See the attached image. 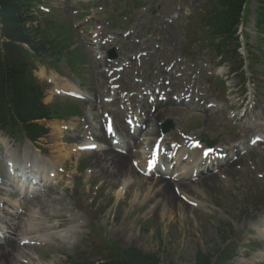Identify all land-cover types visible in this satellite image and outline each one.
<instances>
[{"label":"rangeland","instance_id":"obj_1","mask_svg":"<svg viewBox=\"0 0 264 264\" xmlns=\"http://www.w3.org/2000/svg\"><path fill=\"white\" fill-rule=\"evenodd\" d=\"M66 1V8H64L66 11L64 12L58 6L57 9L52 8V4H56L58 0H40L37 2L39 4L36 6V10L40 13H36V19L40 28L46 26L47 28L50 27L52 29L50 32L51 38L58 37L59 40L61 38V40L65 42L68 41L67 39L70 37L69 44L71 43L75 46L76 44H79L80 46L81 39L79 34L90 37L92 34L96 33L98 26H101V28L104 27L105 30L103 31H107L108 25H110L109 19L113 18L114 21L117 22L120 20L119 22H121V28H123L124 31L129 32L133 36V39H135L133 42L134 44L129 45L128 47L137 45L142 48V44H146L147 40L151 39L150 42L154 47L162 48L161 44H157L154 39L159 42L164 40L163 38L167 39L168 36H173L179 40L178 32L182 31L181 29L183 25L187 24L189 16L192 15L194 10L199 8L203 0H141L139 4L144 11L137 9L135 14L132 15L133 18H129L134 19L133 22L131 21L128 24H124L126 21L121 19L119 12H117V10L121 8L129 10L128 2H121L118 4L116 0ZM73 3L77 4L75 8L79 11H75L73 9ZM129 3L132 4L133 1L130 0ZM180 3L184 4L186 9H181L179 11V19L169 25L168 29L163 31L162 36L154 30L156 29L154 23L152 21L147 22L146 17L143 16L147 10L151 14L160 13L161 16L166 17L175 11V8L177 9V6H179ZM251 7L252 4L249 8ZM41 8L50 10L51 12H48L47 14L45 12L43 13ZM131 14L132 12L130 15ZM93 15L97 16L93 17ZM252 16L253 11L249 13V19ZM67 33L69 34L68 36H66ZM245 39L246 43L245 40L242 43L245 46V50H243V52L245 51L246 54L247 52H251V50L247 49V46L253 48V50H257L256 43L253 42V39L264 43V38L256 39L253 34L245 33ZM168 42L169 44H172L170 39H168ZM81 54L82 50L79 49L74 55ZM135 54L136 53L134 51L128 53V55L131 56ZM254 55L255 57H253V59L254 63H256L255 59L256 57L259 58V56L255 53ZM75 63L78 62L75 61ZM258 65L261 68L260 70H263V66L260 63H258ZM59 66L63 67L62 61H60ZM212 76L215 77V74L212 73ZM262 76H264V73L258 72L255 80H263ZM83 79L86 81L85 74L83 75ZM206 82V80L203 81L200 79L201 86L206 85ZM259 85L264 89V85L260 83ZM53 97L54 96H50L48 94L46 98L49 99V102H53ZM55 102H63V105L66 104L63 99L55 100ZM77 106L78 108L79 106L82 108V118L86 116L84 108L87 106L91 112L90 118H92L94 114L95 119L93 120L97 123L100 121V114H97V117L93 106L86 104H78ZM186 119L187 117L185 120ZM1 138L4 139V137ZM48 138L52 141L51 132L49 133ZM2 141L4 142V140ZM5 141L15 143L14 141H9L8 139ZM46 154L48 155V153ZM91 156V154L84 155L80 160L86 161L85 164L88 165V163H90ZM246 164L248 163L246 162ZM90 176L91 174L87 173L84 177L90 178ZM254 176L256 177V175ZM240 178L241 180L239 184H236L234 187H239L244 184L245 186L247 184L250 187L254 186L246 181L244 177ZM99 179L100 178H98V180ZM91 181L92 182H89V185L84 190L83 197L85 199L83 197L82 198L85 203L90 204V206L96 210L87 212L84 217L87 220H94V223L97 224L96 227L98 228V231H100L98 233L102 234L105 238L111 239L123 248L135 246L144 252L156 253L160 258V264H166L168 262L174 264H192V260L197 250L213 249L219 245L220 238L217 233V227L222 224H226L227 221H231L234 240H239L238 255L234 260V264H247L249 261V259H245V248L242 249L241 247L245 244V239L248 238L247 231H249V222L241 216L244 209V199L240 196L244 193V189L238 190L232 194H230V189L232 187L228 186L221 194L213 191L208 194L210 199H208L207 203L205 202L204 208H189L179 214L176 208L170 210L159 209L155 214L150 215V221H145L147 224H141L137 221L139 218L135 220L131 218L136 214V212H141L140 206H138L137 211L129 213L131 207L129 206V198L126 195H123L122 199H119L117 204L116 196H114V189L110 190L105 185L102 187L98 184L91 185L94 183L92 178ZM258 184L264 185V181L260 180L258 181ZM56 193L61 194V189H57ZM73 194V197L76 198V193L74 192ZM67 195H69L67 198L72 197L71 190ZM214 196H218L217 206L210 205L216 203L217 201V198ZM243 196H246V194H243ZM123 198L127 202L124 206ZM211 198L215 199V201H212ZM196 209L198 211H195ZM95 212L99 213L95 214ZM161 215H163V218H161ZM73 228L74 230L79 228V231H76L77 234H74L72 239L66 238L62 242L57 241V243L49 249L41 250L40 256L52 264H65L60 254H57L56 251H60L61 253H65L67 255L78 254L83 249V251H86V247L89 246L90 240L95 235L93 233H86V231H82L85 230L86 225H79V227H75V225H73ZM78 241L79 243L82 241L80 245H78Z\"/></svg>","mask_w":264,"mask_h":264},{"label":"bare ground","instance_id":"obj_2","mask_svg":"<svg viewBox=\"0 0 264 264\" xmlns=\"http://www.w3.org/2000/svg\"><path fill=\"white\" fill-rule=\"evenodd\" d=\"M95 46H97V43H95ZM148 58H142L141 60L146 62L147 64V68L145 70H143L141 73H139L140 75H142L144 77V79H146L149 75L150 72L155 71L156 75L158 77H160L162 80H168L169 81V86L171 87H175V88H170L168 90H165V88H163V86L160 85V88L162 90L165 91V96L166 99L169 100L166 105H171L173 103L172 100H170L172 98V96H175L176 98H186L189 97L190 99H192L193 101L199 103L200 101H203L202 97H199L196 93H194L193 91H191L190 88H188L185 85L180 84V82L182 80L187 79V76H184L182 72L179 71L178 68V64L176 63V61L174 62L173 65H170L169 69H165L163 67H159L155 62H154V58L156 56L160 55V51H154L152 52L150 55H148V52L146 53ZM153 60V62H151ZM149 62H151L149 64ZM149 65V68H148ZM94 66V70H97L100 67V64L98 62H94L93 63ZM203 72V70H202ZM102 83H104V79L101 78ZM158 81V79H157ZM138 89H133V87L135 86L134 84L128 83V81L125 83V87L127 88L126 90H124V98L128 97L131 99H127L129 101V105H125L124 106V110H121L119 108H115L116 104H121V99L119 98L118 93L116 92V99L111 103L110 107H111V114L113 119V127H114V131L117 132L118 135V140L120 141V144L123 146H129L131 145V148H127L125 146V152H131V149L133 148L134 144H136V141L138 140V136L140 135L139 133H137L135 135V137L133 138V136H130L128 134L129 131V127L125 125L124 121L122 122L120 120L121 116L124 113H129L130 111V107H134V114L139 117L140 122L142 123V125L144 126H148V130L152 131L150 133V136H154L156 134V127H155V123L152 121V119L149 115L150 109L151 107H155V106H165L163 105V103H152V104H148L147 99L151 96H156L158 94H160V91L155 90V86L156 83L153 82L151 84L144 85L141 82L138 83ZM153 84V85H152ZM178 85V86H177ZM66 86V85H64ZM104 86L106 87V83L104 84ZM63 87V85L61 86ZM57 90H59V88H57ZM119 91L120 90L119 88ZM138 92H142L144 94V96L146 97V100H138L137 102L135 100H132L134 98V95ZM137 97V96H136ZM137 104H134V103ZM179 105L181 106L182 103L180 101H178ZM197 105V104H195ZM137 106V108H140L139 111H141L142 113L140 114L137 113L135 107ZM114 108V109H112ZM199 109L204 110V116L208 119L209 115L212 114V112L210 111L209 108L205 109V106H201L199 107ZM162 110V111H161ZM159 110L156 115L154 116V118L156 119L157 116H164L166 115V111L167 109H162ZM171 110L173 112H176L177 109L176 108H171ZM222 112L218 111V114L213 115V118H217ZM132 116V115H131ZM263 118V117H262ZM209 120V119H208ZM264 120V119H263ZM146 122H148V125H146ZM263 122H262V126H263ZM91 136H93L95 138V141L102 144L103 148L99 149L98 152H96V155L93 157L92 161V166L95 168V172L98 173V178L100 177V179L104 180V183H107V187H109V184H118L121 181V177L123 175H126L127 172L124 168H123V164L126 162L125 156L122 154H118V152L113 148V146H111V144H109V142H111V140L106 138L105 132L104 130L102 131L101 128H97V127H92V132L90 134ZM264 137V134L261 133L260 131V135ZM153 139H151L149 141V145L150 146L153 143ZM165 141V139L163 140V142ZM108 145L107 147L104 145ZM141 144V143H138ZM183 144H179V147H182ZM246 148L248 147V149H250V145L247 144L245 145ZM196 150V149H195ZM193 150L191 153L192 155H194V151ZM234 151V146L227 148L225 150V152L228 153V155L226 156V158H228L229 154H231ZM58 153V151H57ZM32 155H35L33 153H31ZM59 156L56 159L58 160V163H62V160L64 158V156H67L68 152L66 153H60L59 151ZM138 155L141 154L142 159L144 161V157L143 155L145 154V146H141L140 152L137 153ZM64 155V156H63ZM185 155V151H179L178 153V158L181 159L183 156ZM193 158V157H192ZM194 159L199 160V157L197 155H194ZM192 162V161H190ZM217 162V161H216ZM234 162V161H233ZM200 163V161H199ZM236 163V162H234ZM44 164V162H40V165ZM233 163L228 162L226 167L229 165L230 169L226 170V173L230 172V176L235 175L238 170L234 167H232ZM195 168L189 166L188 164L183 165L180 167V171L178 173H176L175 178L177 179H189L191 178V176L193 174H197V175H193L195 177H197V181L196 184L200 185L201 188L209 189V188H215L218 185L219 179L214 176V175H210L209 172L206 170V173H204L205 169H197L194 170ZM43 170V169H42ZM53 168L47 169L48 173L53 172L52 171ZM45 171V170H44ZM55 176H58L55 174ZM148 181V179H145L144 183ZM128 182V179L126 181V183ZM163 184V185H162ZM122 186L125 185V181H121ZM166 185H169L167 183H164V181L162 179H157L153 181V186L155 187V194L160 198V202L162 204H168L167 206H175V205H179L178 201L175 198H171L170 195L168 194V191L166 189ZM134 186H138V187H142L144 188L145 185L141 184V183H135L133 182L131 185H129V189L133 188ZM169 196V197H168ZM210 196H207V198H209ZM215 198H217L218 196H214ZM180 209H184L185 206L184 205H180L179 206ZM36 214V212L31 211L30 212V218H27L25 221V225H33L32 221H31V217H33ZM264 222V220H263ZM42 237H46L45 234L41 235ZM50 239V238H47ZM38 257H34L31 256L30 254H25L23 251L21 250H17L14 251L11 254V259L9 262H7V264H44L42 262H40L38 260Z\"/></svg>","mask_w":264,"mask_h":264},{"label":"trees","instance_id":"obj_3","mask_svg":"<svg viewBox=\"0 0 264 264\" xmlns=\"http://www.w3.org/2000/svg\"><path fill=\"white\" fill-rule=\"evenodd\" d=\"M242 1H216L214 20L221 32L230 30ZM24 4L25 0H0V116L10 108L16 117L28 121L37 116L38 106L27 72L25 51L21 47L24 43L32 46L31 38L25 32L27 11ZM24 91L28 97L22 96ZM117 258L119 261L115 264H153L145 263L152 262V258H144L142 262L132 251H120Z\"/></svg>","mask_w":264,"mask_h":264}]
</instances>
